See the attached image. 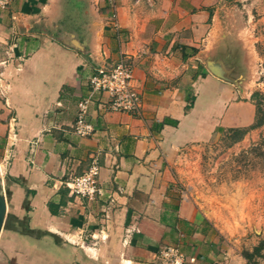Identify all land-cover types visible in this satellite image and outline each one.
I'll use <instances>...</instances> for the list:
<instances>
[{"label":"crops","instance_id":"obj_1","mask_svg":"<svg viewBox=\"0 0 264 264\" xmlns=\"http://www.w3.org/2000/svg\"><path fill=\"white\" fill-rule=\"evenodd\" d=\"M222 2L13 0L0 10V264H165L167 244L187 264H264L220 247L216 225L167 166L169 152L256 118L219 50L229 31ZM121 56L139 113L108 111L99 96L94 133L78 135L89 77ZM95 155L102 193L70 194L67 182Z\"/></svg>","mask_w":264,"mask_h":264},{"label":"rangeland","instance_id":"obj_2","mask_svg":"<svg viewBox=\"0 0 264 264\" xmlns=\"http://www.w3.org/2000/svg\"><path fill=\"white\" fill-rule=\"evenodd\" d=\"M221 6L229 31L219 50L232 78L251 93L256 118L247 129H220L208 141L169 152L167 166L175 187L216 225L220 247L258 262L264 257V0Z\"/></svg>","mask_w":264,"mask_h":264},{"label":"built area","instance_id":"obj_3","mask_svg":"<svg viewBox=\"0 0 264 264\" xmlns=\"http://www.w3.org/2000/svg\"><path fill=\"white\" fill-rule=\"evenodd\" d=\"M13 0H0V10L8 9ZM89 93L78 102L74 131L81 136L92 135L95 131L88 115L91 105L99 96H104V106L108 111L138 114L141 109V93L133 84V67L128 58L121 56L113 65L97 69L88 81ZM15 144L17 133L10 136ZM100 157L91 158L88 168L73 176L68 182L70 194L81 198H93L102 193L99 184L101 173ZM165 264H187L189 258L177 245L167 244L159 252ZM192 260V259H190Z\"/></svg>","mask_w":264,"mask_h":264},{"label":"water","instance_id":"obj_4","mask_svg":"<svg viewBox=\"0 0 264 264\" xmlns=\"http://www.w3.org/2000/svg\"><path fill=\"white\" fill-rule=\"evenodd\" d=\"M215 68H217V69L216 70L213 69V70H215V73L217 75H219L221 77L225 76V74L222 73L221 70H219V67L217 65L215 66ZM5 213H6V200H5V196L0 193V230H1V227L3 225Z\"/></svg>","mask_w":264,"mask_h":264},{"label":"trees","instance_id":"obj_5","mask_svg":"<svg viewBox=\"0 0 264 264\" xmlns=\"http://www.w3.org/2000/svg\"><path fill=\"white\" fill-rule=\"evenodd\" d=\"M164 123H168V120L165 119V120L163 121V124H164ZM174 123L177 124V121H174ZM243 128H244V129H247L246 127H232V128H227V129H228V130H240V129H243Z\"/></svg>","mask_w":264,"mask_h":264}]
</instances>
